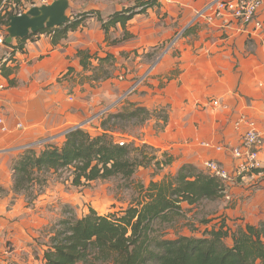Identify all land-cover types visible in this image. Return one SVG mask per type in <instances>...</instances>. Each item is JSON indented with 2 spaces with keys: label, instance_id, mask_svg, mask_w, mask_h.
Listing matches in <instances>:
<instances>
[{
  "label": "crops",
  "instance_id": "0c3cea01",
  "mask_svg": "<svg viewBox=\"0 0 264 264\" xmlns=\"http://www.w3.org/2000/svg\"><path fill=\"white\" fill-rule=\"evenodd\" d=\"M134 1L70 0V6L77 11L86 5V10H99L106 17ZM211 1L160 0V6L135 15L127 25L130 38L117 45L108 43L96 17H88L82 28L57 43L48 32L14 40L24 49L0 43V116L7 125L0 128V186L9 181L7 172L26 148L51 139L63 142L67 130L103 106L117 112L121 93L139 83L151 65V52L176 31L171 48L128 99L167 118L155 140L160 152L173 160L175 173L187 164L208 172V160L229 170L237 167L240 160L231 150L241 143L247 121H254L264 137V5L249 23L196 19ZM125 31L119 25L111 33L120 38ZM79 50L94 55L92 68H84ZM108 52L115 57L112 75L93 80V68L101 64L97 57ZM259 155V177L227 182L223 199L230 208L207 227L225 221L227 229L236 230L264 221V145ZM42 198L52 199L48 192ZM7 206L0 195V264H33L34 256L42 260L49 243L34 241L32 229L27 230L25 221L16 223Z\"/></svg>",
  "mask_w": 264,
  "mask_h": 264
},
{
  "label": "trees",
  "instance_id": "16d2710c",
  "mask_svg": "<svg viewBox=\"0 0 264 264\" xmlns=\"http://www.w3.org/2000/svg\"><path fill=\"white\" fill-rule=\"evenodd\" d=\"M18 5L21 0H16ZM7 0H0V32L9 25L10 16L16 14ZM160 0H141L134 6L104 17L94 13L105 31L110 45L130 38L128 23L136 14L146 13L150 8L160 6ZM142 8L138 10L137 8ZM23 12V11H21ZM84 16V15H83ZM87 16V15H85ZM72 17L68 23L56 28H46L40 32L53 34L57 43L85 25L88 17ZM121 26L126 30L120 38L114 37L111 30ZM36 33H32L34 35ZM30 36V35H29ZM28 36V37H29ZM28 37L21 39L25 41ZM11 48L24 49V45L6 42ZM85 69L92 68L89 50H79ZM103 68L104 63L112 64L115 57L108 52L105 57H97ZM4 66H2L3 68ZM95 71V68H93ZM97 78L96 73H93ZM7 75V74H6ZM150 110L133 104L130 111L110 112L102 122V134L93 135L83 127L70 129L63 142H50L28 147L14 163L15 189L24 190L28 184L44 181L46 172H71V184L84 186L95 180L120 177L133 180L140 167L150 163L134 155L136 148L119 144L111 138L108 123L118 120L149 118ZM164 122L167 118L164 116ZM113 128V127H112ZM166 163V162H165ZM167 163H170L167 161ZM160 166L161 162L156 163ZM150 199L130 204L124 210L101 216L95 210L82 217L67 216L53 226L48 248L42 262L44 264H264V221L259 225L248 224L238 229L226 228L222 224L204 221L206 230L201 234H182L169 237L160 234L155 222L169 219V214L181 213L183 203L190 208L203 201L215 202L225 196L226 184L217 176L200 170L197 166H183L167 184L153 183ZM153 190V191H152ZM155 191V192H154ZM204 224V223H203ZM229 239L232 242H229Z\"/></svg>",
  "mask_w": 264,
  "mask_h": 264
},
{
  "label": "rangeland",
  "instance_id": "374dc122",
  "mask_svg": "<svg viewBox=\"0 0 264 264\" xmlns=\"http://www.w3.org/2000/svg\"><path fill=\"white\" fill-rule=\"evenodd\" d=\"M41 1L42 0H21V4L18 5L16 0H7V4L13 8V12L18 14L21 11L25 12V10L30 9L34 6V2L39 4ZM50 1L52 2L54 0ZM73 1H80L84 4L89 2V0ZM140 1L141 0H135L134 4L131 6L137 5ZM86 7V5H82V7L79 8L80 10L76 11L75 8L73 9L70 6L68 11L69 17H84L85 15H87L85 17H96L94 13H97L99 10H86ZM141 8L142 7L139 6L137 9L140 10ZM2 33L7 37L8 33L6 30L2 31ZM113 36L115 37L114 34ZM176 37L177 31L173 36L168 38L163 45H160L151 52V60L149 59V65H151L148 67L150 70L151 67L164 56L165 52L171 48V44ZM15 41L14 43L20 44ZM110 65L111 64L107 62L104 64L103 68H96L94 73H96L97 78H95L93 74V80L95 79L98 81L100 79H106L109 75H112ZM149 69L147 73H145V71L144 75L140 78V84H134L136 85L135 90L130 92L131 88L134 87L132 86L121 93L122 98L119 99L120 102L118 104L120 105L117 106L118 111L123 109L125 111H130L133 104H136L130 102L128 97L130 94L133 95L132 93L136 92L146 79L150 77ZM71 98L72 100L74 99L73 97ZM149 110V118L143 122H140V118H133L131 120L118 121L113 119V121L108 123L109 128L112 129L110 130L112 135L111 138H113L115 142L121 145H130L132 148L138 149L136 151L137 154L134 153V155L150 163L146 167L138 168L133 176V180L113 177L95 180L84 186L75 187L71 184V172L64 169L60 172L50 171L43 173V182L28 184L29 186L24 190L17 191L15 189L14 163L22 154V152L19 153V156L15 157L12 163V169L7 172L9 181H4V184L0 186L1 198L8 203L10 209H13V220L20 224L25 221L27 230L32 229L34 233L33 239L37 243L41 244L44 241L50 243L53 226L67 216L82 217L90 213V209L95 210L101 216H109L112 213L124 210L130 204H136V202L142 203L150 199V187L152 184H167L183 166L175 173L170 166V163L173 162L171 157H168V154L165 155L163 152H160L161 149L157 147L155 136L163 127L165 115L161 112L157 113L151 109ZM95 112V115L83 122V124L85 123L83 128L89 130L93 135L102 134L104 132L101 128L102 122L110 115V112H114V110L111 111L103 106ZM152 119H155V122ZM67 132L69 131L67 130ZM167 161L170 163H167ZM158 162H161L160 166L156 164ZM47 192L52 199L48 202H46V200L43 202L42 197L47 194ZM226 193L225 191V195ZM222 199L223 198L215 202L203 201L195 207L192 206V208L186 203H183V208L180 210L181 213H170L168 220L164 219L155 222V228L158 229L160 234L163 233L165 236L169 237L180 236L182 234H201L207 229L204 221H210V219L214 220L215 218L219 219L223 215L221 212L226 213L227 208H230V206H228L229 203H226L225 199H223L224 201ZM29 246L32 245L29 244ZM29 246L27 250L30 248ZM34 259L36 263L33 264H44L39 256H34Z\"/></svg>",
  "mask_w": 264,
  "mask_h": 264
},
{
  "label": "built area",
  "instance_id": "2783aa9c",
  "mask_svg": "<svg viewBox=\"0 0 264 264\" xmlns=\"http://www.w3.org/2000/svg\"><path fill=\"white\" fill-rule=\"evenodd\" d=\"M50 0H42L39 4H49ZM264 5V0H213L201 8L195 15L196 19H204L208 22H214L216 19L226 18L225 20L238 19L245 23L252 22L257 16L259 9ZM23 12H19L21 14ZM260 26V23H256ZM4 37L0 36V43H3ZM173 43V42H172ZM172 45V44H171ZM131 88L130 92L136 89V85ZM3 85L0 84V88ZM217 100L214 101L218 105ZM248 129L243 135L241 143L234 147L231 152L240 160L237 167L233 170L227 169L221 163L215 160H208L205 162V168L211 174L220 178L225 184L227 182H237L240 179L253 178L257 179L260 175L262 167L260 160V150L264 145V137L257 128L254 121H247ZM85 125H77L76 127H83ZM0 128L7 129V125L3 117L0 116Z\"/></svg>",
  "mask_w": 264,
  "mask_h": 264
},
{
  "label": "water",
  "instance_id": "95a60500",
  "mask_svg": "<svg viewBox=\"0 0 264 264\" xmlns=\"http://www.w3.org/2000/svg\"><path fill=\"white\" fill-rule=\"evenodd\" d=\"M70 0H54L49 4L34 5L26 12L10 16L7 43L26 38L46 28H56L68 23Z\"/></svg>",
  "mask_w": 264,
  "mask_h": 264
}]
</instances>
